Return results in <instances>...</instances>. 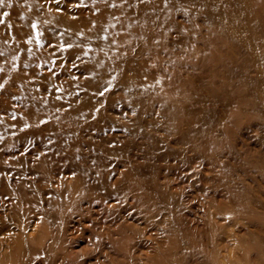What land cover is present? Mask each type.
Segmentation results:
<instances>
[{
	"label": "rangeland",
	"instance_id": "obj_1",
	"mask_svg": "<svg viewBox=\"0 0 264 264\" xmlns=\"http://www.w3.org/2000/svg\"><path fill=\"white\" fill-rule=\"evenodd\" d=\"M117 1L0 0V264H264V0Z\"/></svg>",
	"mask_w": 264,
	"mask_h": 264
},
{
	"label": "bare ground",
	"instance_id": "obj_2",
	"mask_svg": "<svg viewBox=\"0 0 264 264\" xmlns=\"http://www.w3.org/2000/svg\"><path fill=\"white\" fill-rule=\"evenodd\" d=\"M38 0H27V2H28V4H30V5H32V6H34V4L37 2ZM80 3H85V2H87V1H90V2H95L96 3V5H100V4H102L103 3V1L104 0H78ZM106 1V3H111V0H105ZM112 1H115V2H118L117 0H112ZM159 4H162L161 2L159 3ZM41 6L40 7H42L43 8V12H42V15H41V17L43 18L45 15H47L49 12H47V10L49 9V7H48V4H45L44 2L43 3H41L40 4ZM124 12V11H123ZM122 13V12H121ZM121 13H117L116 15L117 16H115V15H109V17L108 18H111L112 19V21L114 22V19H116V18H118V14H121ZM102 19V18H101ZM109 22V21H108ZM108 22H107V20L104 18L103 19V21H102V23L101 24H107L108 25ZM99 23V24H100ZM103 27H105V26H103ZM10 253H11V250H10Z\"/></svg>",
	"mask_w": 264,
	"mask_h": 264
}]
</instances>
